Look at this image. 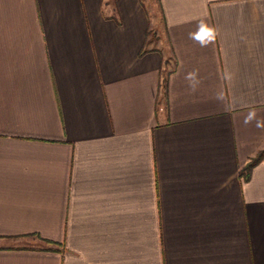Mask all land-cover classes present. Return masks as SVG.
Segmentation results:
<instances>
[{"label":"crops","instance_id":"crops-1","mask_svg":"<svg viewBox=\"0 0 264 264\" xmlns=\"http://www.w3.org/2000/svg\"><path fill=\"white\" fill-rule=\"evenodd\" d=\"M250 110L264 0H0V264H264Z\"/></svg>","mask_w":264,"mask_h":264},{"label":"clouds","instance_id":"clouds-1","mask_svg":"<svg viewBox=\"0 0 264 264\" xmlns=\"http://www.w3.org/2000/svg\"><path fill=\"white\" fill-rule=\"evenodd\" d=\"M217 36V29L205 21H200L197 24L196 31L194 33H189V38L197 41L201 47H208L209 45L213 44L216 41ZM185 80L187 81L189 90L195 93L200 83L198 79V73L195 71L188 72L185 75ZM216 99L217 101L223 103L225 97L222 92H218ZM253 121H255V126L257 128L264 129V120L257 118V113L255 110H250L244 117V124L248 125Z\"/></svg>","mask_w":264,"mask_h":264},{"label":"trees","instance_id":"trees-1","mask_svg":"<svg viewBox=\"0 0 264 264\" xmlns=\"http://www.w3.org/2000/svg\"><path fill=\"white\" fill-rule=\"evenodd\" d=\"M264 158V152H260L256 157L252 158L250 162L246 165L243 172L244 176L249 177L251 168L261 159Z\"/></svg>","mask_w":264,"mask_h":264}]
</instances>
